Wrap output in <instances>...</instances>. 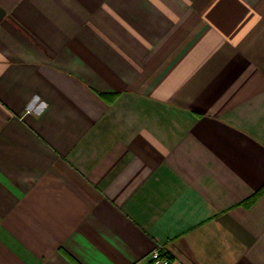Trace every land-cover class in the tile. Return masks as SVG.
Returning a JSON list of instances; mask_svg holds the SVG:
<instances>
[{
    "label": "crops",
    "instance_id": "1",
    "mask_svg": "<svg viewBox=\"0 0 264 264\" xmlns=\"http://www.w3.org/2000/svg\"><path fill=\"white\" fill-rule=\"evenodd\" d=\"M155 250L264 264V0H0V264Z\"/></svg>",
    "mask_w": 264,
    "mask_h": 264
},
{
    "label": "built area",
    "instance_id": "2",
    "mask_svg": "<svg viewBox=\"0 0 264 264\" xmlns=\"http://www.w3.org/2000/svg\"><path fill=\"white\" fill-rule=\"evenodd\" d=\"M151 264H168V258L162 255L159 250L153 251Z\"/></svg>",
    "mask_w": 264,
    "mask_h": 264
},
{
    "label": "clouds",
    "instance_id": "3",
    "mask_svg": "<svg viewBox=\"0 0 264 264\" xmlns=\"http://www.w3.org/2000/svg\"><path fill=\"white\" fill-rule=\"evenodd\" d=\"M36 98H38V97H36ZM27 107H28V106L26 105V108H27ZM47 108H48V105H47V103L45 102V103L43 104V110H42L41 112L37 113L36 115H37V116H42V115L44 114V111L47 110Z\"/></svg>",
    "mask_w": 264,
    "mask_h": 264
}]
</instances>
